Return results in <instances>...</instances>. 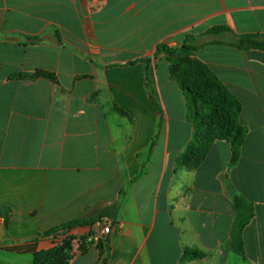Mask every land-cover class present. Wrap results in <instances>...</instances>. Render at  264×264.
Listing matches in <instances>:
<instances>
[{"label": "crops", "instance_id": "1", "mask_svg": "<svg viewBox=\"0 0 264 264\" xmlns=\"http://www.w3.org/2000/svg\"><path fill=\"white\" fill-rule=\"evenodd\" d=\"M245 34L264 35V0H0V264H40L7 248L51 249L50 230L116 203L106 247L73 243L66 264H264V52L233 45ZM190 37L247 130L236 158L217 140L195 170L177 165L194 127L156 54ZM38 70L54 80L21 77Z\"/></svg>", "mask_w": 264, "mask_h": 264}, {"label": "trees", "instance_id": "2", "mask_svg": "<svg viewBox=\"0 0 264 264\" xmlns=\"http://www.w3.org/2000/svg\"><path fill=\"white\" fill-rule=\"evenodd\" d=\"M227 30V28H217L211 33L220 34ZM233 45L239 49L264 52V35H240L236 37ZM195 50L196 46L190 37L180 48H171L162 44L156 53L157 56L164 55L170 65L171 78L179 84L186 96L188 120L193 124L194 135L185 151L177 158V165L189 170L197 169L206 160L217 140L229 141L236 158L247 134L246 128L239 121L243 109L242 103L206 63L195 57ZM143 61L149 62L148 59ZM21 77H43L54 80L52 73L42 70ZM119 207L116 203L95 216L76 218L50 230L47 235L63 236L51 249L38 251L35 244H26L7 250L34 254L40 264H66L70 257L65 252L72 249L73 242L77 239L71 231L78 227L88 228V233L82 237L79 245L80 253L85 255L94 245L90 238L96 235L94 230L96 222L108 218L112 224H115ZM245 222L240 223L241 227H244ZM99 247L104 249L106 245L102 243ZM203 256L202 251L186 249L183 260H194Z\"/></svg>", "mask_w": 264, "mask_h": 264}, {"label": "built area", "instance_id": "3", "mask_svg": "<svg viewBox=\"0 0 264 264\" xmlns=\"http://www.w3.org/2000/svg\"><path fill=\"white\" fill-rule=\"evenodd\" d=\"M113 229H114V224H112L110 219L104 218L100 221H97L94 226L96 235L90 238V241H93L94 245L98 247L102 243L106 244L108 237L113 232Z\"/></svg>", "mask_w": 264, "mask_h": 264}, {"label": "rangeland", "instance_id": "4", "mask_svg": "<svg viewBox=\"0 0 264 264\" xmlns=\"http://www.w3.org/2000/svg\"><path fill=\"white\" fill-rule=\"evenodd\" d=\"M73 243H77V244H80L79 242H77V241H75V242H73Z\"/></svg>", "mask_w": 264, "mask_h": 264}]
</instances>
